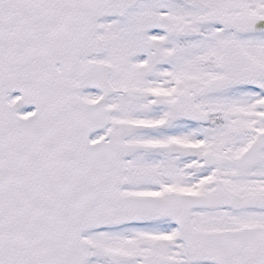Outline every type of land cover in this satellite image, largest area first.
Segmentation results:
<instances>
[{
	"label": "snow or ice",
	"instance_id": "6c2138e0",
	"mask_svg": "<svg viewBox=\"0 0 264 264\" xmlns=\"http://www.w3.org/2000/svg\"><path fill=\"white\" fill-rule=\"evenodd\" d=\"M0 264H264V0H0Z\"/></svg>",
	"mask_w": 264,
	"mask_h": 264
}]
</instances>
